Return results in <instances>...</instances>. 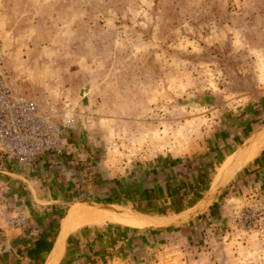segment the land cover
Here are the masks:
<instances>
[{
    "label": "rangeland",
    "instance_id": "1",
    "mask_svg": "<svg viewBox=\"0 0 264 264\" xmlns=\"http://www.w3.org/2000/svg\"><path fill=\"white\" fill-rule=\"evenodd\" d=\"M0 55L15 90L73 107L75 199L92 204L68 214L137 224L80 225L129 229L104 264H264V145L247 151L264 131V0H0ZM162 181L211 201L172 215L150 204Z\"/></svg>",
    "mask_w": 264,
    "mask_h": 264
},
{
    "label": "crops",
    "instance_id": "2",
    "mask_svg": "<svg viewBox=\"0 0 264 264\" xmlns=\"http://www.w3.org/2000/svg\"><path fill=\"white\" fill-rule=\"evenodd\" d=\"M232 146L233 144H228V147ZM218 152L224 155V158L226 157L223 150L217 151L214 157ZM42 159L35 165L33 171L28 172L18 163L8 162L0 153V170L4 168L8 172V175L0 173L5 183L3 188L5 197L3 200L0 198V206L8 211L6 215L0 217V264H104L105 258L110 257L109 252L112 251L113 246L116 248L121 241L119 238L128 239L129 229H122L121 233L125 235H122L123 237L115 233L110 236L112 229H108L109 232L106 234L105 231L109 227H92L96 224L71 229L70 215L77 208L69 214L68 211L73 204L83 202L91 205L92 203L75 199L76 195L82 196V185H74L72 180L74 177L67 172L69 168L65 166L63 159L55 158L53 161L47 156ZM91 184L86 185L89 192L94 185ZM157 185L161 187L157 189L160 194L154 199L149 197L150 204L161 205L162 203L166 207L174 205L176 210L169 212L172 215L183 214L192 208L198 210L211 201L208 199L205 203H200L203 196L193 201V198L188 195L187 191L190 190L188 187L181 188L177 192L165 186L168 184L164 181L158 182ZM136 191L134 190V193ZM131 199L140 202L141 205H144L143 202L149 203L141 197L133 196ZM63 208H66V213L61 216ZM19 212L27 214L26 224L20 227L6 226V218ZM148 216L154 215L148 214ZM187 217H191V213Z\"/></svg>",
    "mask_w": 264,
    "mask_h": 264
},
{
    "label": "built area",
    "instance_id": "3",
    "mask_svg": "<svg viewBox=\"0 0 264 264\" xmlns=\"http://www.w3.org/2000/svg\"><path fill=\"white\" fill-rule=\"evenodd\" d=\"M2 59L0 55V153L8 162L18 163L28 172L33 171L45 156L53 161L63 159L65 166L71 164L68 172L73 174L71 171L75 169L77 158L70 133L77 117L71 103L67 102L63 107L42 104L18 92L7 80ZM0 173L8 175L4 168ZM4 186V180L0 178V189ZM27 219L26 213L19 212L6 218L5 222L8 226L20 227Z\"/></svg>",
    "mask_w": 264,
    "mask_h": 264
},
{
    "label": "bare ground",
    "instance_id": "4",
    "mask_svg": "<svg viewBox=\"0 0 264 264\" xmlns=\"http://www.w3.org/2000/svg\"><path fill=\"white\" fill-rule=\"evenodd\" d=\"M263 145H264V131H262V134L259 135V137L253 142V144L251 145V147L247 151L252 150V152H253V151L259 149L260 147H262ZM235 156L237 157L236 153L230 155L223 162V164L219 168L218 175H221V173L226 170V167L231 163V161L235 158ZM237 158H240L239 155ZM101 219L114 221V222L121 223L124 225L127 224V225L137 226L136 223H134L132 221H128L126 219H121L118 216H116L113 213L108 212V211L92 209V208H81V209H75L71 212L70 219H69L70 228L74 229L77 226L83 225L85 223L94 222V221L101 220Z\"/></svg>",
    "mask_w": 264,
    "mask_h": 264
},
{
    "label": "water",
    "instance_id": "5",
    "mask_svg": "<svg viewBox=\"0 0 264 264\" xmlns=\"http://www.w3.org/2000/svg\"><path fill=\"white\" fill-rule=\"evenodd\" d=\"M89 90H90V86L87 85V84H85V85H83V86L80 88V90H79V95H80V96H84ZM262 129H263V128H262ZM249 140H250V138H249V139L247 140V142L242 146L243 148H242V151H241L240 155L242 154V152H244V149L247 147V144H248ZM240 155H239V156H240ZM237 164H238V161L236 160V162L233 164V166L230 167V168L228 169V172L226 173V181L230 178V175H231L232 171L234 170V168L237 166ZM224 182H225V181H224ZM224 182H223L221 185H219V186L217 187V189L215 190L216 192L221 188V186L224 184Z\"/></svg>",
    "mask_w": 264,
    "mask_h": 264
},
{
    "label": "trees",
    "instance_id": "6",
    "mask_svg": "<svg viewBox=\"0 0 264 264\" xmlns=\"http://www.w3.org/2000/svg\"><path fill=\"white\" fill-rule=\"evenodd\" d=\"M170 208H172L173 210H176V206L171 205Z\"/></svg>",
    "mask_w": 264,
    "mask_h": 264
}]
</instances>
